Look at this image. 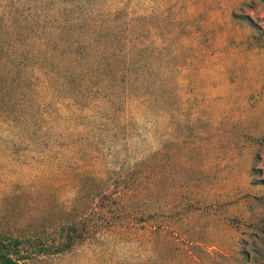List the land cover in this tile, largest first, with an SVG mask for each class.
<instances>
[{"label": "rangeland", "instance_id": "obj_1", "mask_svg": "<svg viewBox=\"0 0 264 264\" xmlns=\"http://www.w3.org/2000/svg\"><path fill=\"white\" fill-rule=\"evenodd\" d=\"M87 1L85 59L0 120V235L55 233L123 173L122 221L26 263L264 264V0Z\"/></svg>", "mask_w": 264, "mask_h": 264}, {"label": "trees", "instance_id": "obj_2", "mask_svg": "<svg viewBox=\"0 0 264 264\" xmlns=\"http://www.w3.org/2000/svg\"><path fill=\"white\" fill-rule=\"evenodd\" d=\"M87 2L0 0V120L10 125L23 121L24 101L32 93V82L27 75L30 71H44L53 80L60 63L70 62L72 66L85 59L88 48L83 36L92 25L82 27L79 32L77 27L82 19L90 17ZM112 54L116 60L120 59V64L102 68L109 72L116 70L126 81L131 75L126 51ZM100 55L101 51L97 50L96 56ZM72 74L69 73L70 77ZM110 174L108 181L97 179L94 207L88 208L87 197L83 199L85 194L76 197L72 208L63 210L55 233L44 230L34 236L13 238L0 235V264H27V257L33 251L49 256L69 253L90 239L92 233L122 221L126 213L117 190L126 184L127 178L121 176L123 173L111 177ZM136 177L133 176L134 184Z\"/></svg>", "mask_w": 264, "mask_h": 264}]
</instances>
